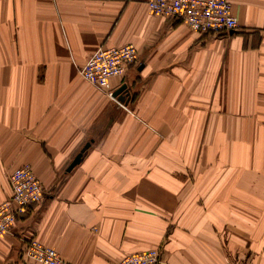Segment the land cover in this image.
Returning a JSON list of instances; mask_svg holds the SVG:
<instances>
[{
    "label": "crops",
    "instance_id": "0c3cea01",
    "mask_svg": "<svg viewBox=\"0 0 264 264\" xmlns=\"http://www.w3.org/2000/svg\"><path fill=\"white\" fill-rule=\"evenodd\" d=\"M147 1L0 0V204L24 165L43 187L0 264H36L31 239L68 264H264V0H228L238 28L219 35ZM128 44L118 105L80 70Z\"/></svg>",
    "mask_w": 264,
    "mask_h": 264
},
{
    "label": "built area",
    "instance_id": "2783aa9c",
    "mask_svg": "<svg viewBox=\"0 0 264 264\" xmlns=\"http://www.w3.org/2000/svg\"><path fill=\"white\" fill-rule=\"evenodd\" d=\"M146 5L151 15L183 22L199 34H229L238 28L228 0H148ZM136 61L137 50L131 44L99 48L81 68L80 76L118 105H122L113 96L115 89L111 87V81L123 77L128 66ZM9 186L11 195L0 204V238L11 234L17 219L40 202L43 192V187L29 165L10 174ZM25 256L36 264H68L53 248L44 246L36 239L27 243ZM160 257V251L151 249L126 255L114 264H160Z\"/></svg>",
    "mask_w": 264,
    "mask_h": 264
},
{
    "label": "water",
    "instance_id": "95a60500",
    "mask_svg": "<svg viewBox=\"0 0 264 264\" xmlns=\"http://www.w3.org/2000/svg\"><path fill=\"white\" fill-rule=\"evenodd\" d=\"M113 96L121 102H124L126 100V97L128 96L127 86L123 84L121 87H119L117 90L114 91ZM89 147V143H87L81 151L75 156L69 167L67 168V172H70L75 166L79 165L83 156V153L85 150Z\"/></svg>",
    "mask_w": 264,
    "mask_h": 264
}]
</instances>
